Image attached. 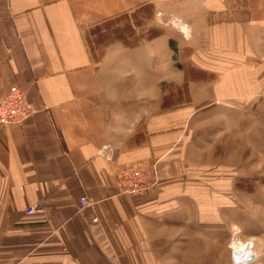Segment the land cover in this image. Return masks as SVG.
Returning <instances> with one entry per match:
<instances>
[{"label":"crops","instance_id":"0c3cea01","mask_svg":"<svg viewBox=\"0 0 264 264\" xmlns=\"http://www.w3.org/2000/svg\"><path fill=\"white\" fill-rule=\"evenodd\" d=\"M146 3L187 26L181 60L167 33L93 60L86 30ZM179 61L206 79L187 78L192 105L164 109L159 83H182ZM12 84L36 111L0 124V264L228 261L224 187L195 185L190 155L204 116L264 128V0H0V94ZM154 160L157 186L121 194L116 171ZM32 204L40 211L27 214ZM218 244L224 254H212Z\"/></svg>","mask_w":264,"mask_h":264},{"label":"rangeland","instance_id":"374dc122","mask_svg":"<svg viewBox=\"0 0 264 264\" xmlns=\"http://www.w3.org/2000/svg\"><path fill=\"white\" fill-rule=\"evenodd\" d=\"M152 7L141 11L132 10L127 12L125 15L117 17L111 25L110 31H113V28H124L129 25L133 30V34L129 35V41L131 43L137 42L136 45L126 46L119 41L102 43L96 47L95 54L98 55L101 52V59L104 48L113 43L132 48L136 47L142 40H150L167 33L169 36L178 38V40L168 39V42L172 40L173 44L175 42V46L178 44V47L172 48L171 43H168V45L172 48V58L181 60L182 56L185 55L184 49L188 38V35L185 36L183 30L177 25L182 22L172 16L166 17L161 11H154V7ZM148 35L152 36L148 37ZM92 38L91 36V40ZM166 69L162 68V71L159 72L163 78L168 77L170 74V71ZM178 69L185 76L181 84L177 85L170 81L159 83L166 94L162 100L164 109L170 106L192 105L190 104L191 97L186 82L187 78L191 75L192 78L195 77L201 81L206 79L202 71L193 69L192 66L180 61ZM147 71L148 73L142 77L145 81L142 84L144 89H149L151 85L150 70L147 69ZM131 85L130 89L133 90L135 83ZM204 105L205 103L200 101L195 104V107L199 109ZM211 117L213 118V116ZM227 117L233 125L235 115L228 113ZM214 118H218V116ZM206 122L204 116L203 120L200 121L201 124L199 123L202 128L195 132L197 139H195L192 155H190L195 160L190 162L189 165L194 167L195 185L203 184L211 187V189L224 187L223 197L226 198V210L234 225L227 228L228 234H230V236L228 235L226 250L229 259L225 264H229L232 260L231 240L236 237L240 241L252 244L255 260L250 264H264V128L259 129V125L258 128H253L252 126L256 127L257 125H251L248 120L235 126L227 123L225 130L216 124L211 125ZM133 164L143 165L151 171L150 182H153V186L145 191L154 189L158 184L157 160L149 163H131L129 165ZM215 193L211 191V197H217L218 195ZM221 250L222 244H218V249H213L212 254H215L214 251L219 254ZM220 254L224 253L221 252ZM115 260L119 262L117 258L112 262ZM112 262L109 260L108 264Z\"/></svg>","mask_w":264,"mask_h":264},{"label":"built area","instance_id":"2783aa9c","mask_svg":"<svg viewBox=\"0 0 264 264\" xmlns=\"http://www.w3.org/2000/svg\"><path fill=\"white\" fill-rule=\"evenodd\" d=\"M36 108L27 98L26 92L18 85L12 84L4 94H0V124H22L32 116ZM103 146L99 150L103 154ZM151 171L143 165L133 164L121 167L116 171L115 180L121 194L133 195L144 192L151 188L153 182H150ZM153 179V178H152ZM96 201L87 196L78 198V205L82 208L95 209ZM40 211V206L32 204L25 209L27 214ZM91 222L101 225L100 218L94 213ZM232 244V260L229 264H250L255 260V254L252 251L250 242L240 241L239 238H233ZM111 264H120L116 260Z\"/></svg>","mask_w":264,"mask_h":264},{"label":"trees","instance_id":"16d2710c","mask_svg":"<svg viewBox=\"0 0 264 264\" xmlns=\"http://www.w3.org/2000/svg\"><path fill=\"white\" fill-rule=\"evenodd\" d=\"M150 7H152V4L146 3V4H142L140 7H138L135 10L141 11L142 9L150 8ZM122 15H125V13L105 19L97 24H94L93 26H91L90 28L86 30L84 37H85L90 55L93 60L98 61L100 59L101 52L98 55H96L95 50H96V47H98L102 43H111L113 41H119L123 45H126V46H134L137 44V42L131 43L129 41V37L133 34V30L131 29L129 25H126L124 28H113V31H110L112 23L116 20L117 17H120ZM91 36L93 37L92 40H91ZM151 36L152 35H148V37H151Z\"/></svg>","mask_w":264,"mask_h":264},{"label":"bare ground","instance_id":"6f19581e","mask_svg":"<svg viewBox=\"0 0 264 264\" xmlns=\"http://www.w3.org/2000/svg\"><path fill=\"white\" fill-rule=\"evenodd\" d=\"M177 25L183 30V32L185 33V35L188 34V28H187V26L185 24L180 23V24H177Z\"/></svg>","mask_w":264,"mask_h":264}]
</instances>
